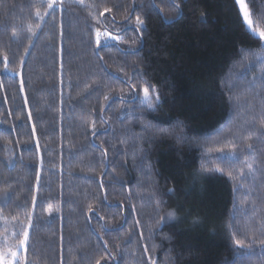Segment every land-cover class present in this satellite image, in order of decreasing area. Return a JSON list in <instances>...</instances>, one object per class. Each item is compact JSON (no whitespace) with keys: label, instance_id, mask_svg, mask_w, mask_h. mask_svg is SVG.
<instances>
[{"label":"trees","instance_id":"obj_1","mask_svg":"<svg viewBox=\"0 0 264 264\" xmlns=\"http://www.w3.org/2000/svg\"><path fill=\"white\" fill-rule=\"evenodd\" d=\"M52 2L0 0V253L264 264V42L237 1Z\"/></svg>","mask_w":264,"mask_h":264},{"label":"snow or ice","instance_id":"obj_2","mask_svg":"<svg viewBox=\"0 0 264 264\" xmlns=\"http://www.w3.org/2000/svg\"><path fill=\"white\" fill-rule=\"evenodd\" d=\"M237 2L241 3L242 11L244 12V16H245V21L248 24L249 28H252L253 27V23H252V21L250 19L249 13L246 10V5L243 4V0H237ZM54 3H55V0H53V2L49 4V7L50 8L53 7ZM177 7H178V5H177ZM106 11H110V9H107ZM137 23H138V25H143V21L140 20L139 18H137ZM99 35H100V33L97 32V37H99ZM105 35L108 36L109 34L105 33ZM259 38L264 40V31H260L259 32ZM110 39L115 41V40L118 39V37L111 36ZM104 43L105 44L108 43V40L106 39L104 41ZM97 45L98 46L101 45V42H100L99 39H97ZM143 91H144V99L141 101V103L146 104L149 108H151L152 107V103H153V99H152V97L149 96L148 88L145 87ZM153 91H154V89H153ZM155 100L157 102L159 101V96L158 95L155 96ZM248 166H249V168H251V165H248ZM168 215H169V217H172L174 215V213L170 212ZM23 236H24V239L19 242L21 247H24L26 245V243H27L28 232L25 231L23 233ZM237 244H239V241H237ZM8 255L12 257L13 261H15V259L17 257V251L14 250V249H10L9 252H8ZM5 259H6L5 255L3 253H0V264H5Z\"/></svg>","mask_w":264,"mask_h":264},{"label":"rangeland","instance_id":"obj_3","mask_svg":"<svg viewBox=\"0 0 264 264\" xmlns=\"http://www.w3.org/2000/svg\"><path fill=\"white\" fill-rule=\"evenodd\" d=\"M237 1V0H236ZM238 3V2H237ZM243 4L244 5H246V2H245V0H243ZM238 6H239V9H240V11H241V13H242V16H243V19H244V21H245V16H244V12L242 11V5H241V3H238ZM246 10H247V12L249 13V16H250V19H251V14H250V12H249V10H248V8H247V5H246ZM251 21H252V19H251ZM245 23H246V21H245ZM253 23V22H252ZM246 25H247V27H248V29L250 30V31H252L255 35H257L258 37H259V32H257L255 29H254V25H253V27L252 28H249V26H248V24L246 23ZM263 42H264V40H263ZM28 243V242H27ZM26 243V244H27ZM21 250H24V249H21ZM19 252L17 253V257H16V259H15V261H13V259H12V257L11 256H9L8 254L5 256V264H16L17 263V261H18V257H19Z\"/></svg>","mask_w":264,"mask_h":264}]
</instances>
